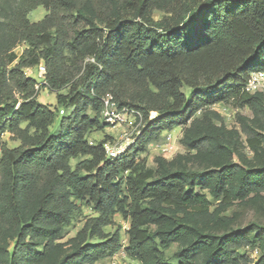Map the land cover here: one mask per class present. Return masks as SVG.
I'll return each mask as SVG.
<instances>
[{
	"label": "trees",
	"instance_id": "obj_1",
	"mask_svg": "<svg viewBox=\"0 0 264 264\" xmlns=\"http://www.w3.org/2000/svg\"><path fill=\"white\" fill-rule=\"evenodd\" d=\"M38 6L47 14L32 22L27 14ZM154 12L161 14L156 20ZM20 43L27 46L17 55ZM40 62L42 87L56 92V109L38 101L37 81L25 73ZM253 69H264V0H24L13 8L0 41V136L22 133L16 147L0 140V219L15 229L12 252L0 245L7 264H44L80 202L95 214L51 264H94L117 253L119 231H104L116 213L129 222L124 251L140 264H173L163 253L171 243L180 245L176 264L233 262L239 234L204 233L193 223L210 205L199 189L219 200L232 167L198 171L159 158L154 169L137 154L161 132L185 124L199 106L231 98L257 112L262 94L242 91ZM107 92L118 106L142 111L145 122L116 159L106 157L103 141L89 144L86 137L107 126L100 117ZM62 106L72 109L61 115ZM150 111L157 112L152 119ZM242 130L251 146L264 141L247 124ZM201 140L193 138L189 147ZM78 156L84 158L72 168L69 159ZM253 189L264 190V168L241 172L236 196ZM27 238L45 243L40 250Z\"/></svg>",
	"mask_w": 264,
	"mask_h": 264
},
{
	"label": "rangeland",
	"instance_id": "obj_2",
	"mask_svg": "<svg viewBox=\"0 0 264 264\" xmlns=\"http://www.w3.org/2000/svg\"><path fill=\"white\" fill-rule=\"evenodd\" d=\"M23 1L0 0V41L7 15ZM46 14L47 10L43 6H38L27 14V18L35 22L43 19ZM152 16L156 20L161 14L154 12ZM26 46L24 43L18 44L14 48L15 53L20 55ZM65 54L69 55L68 52ZM40 63L44 65L43 62ZM25 73L27 76L36 79L37 67L33 66L25 69ZM66 91L67 89L61 90L63 93ZM182 91L190 97V88L184 86ZM262 96L261 108L257 112H253L247 106H236L231 98L228 101L218 102L210 106H199L185 124L169 130L172 136L170 142L173 147L167 157H162L160 150L156 147V144L165 141L164 133L166 131L161 132L156 139L145 143L143 150L137 154L138 159H144L147 167L154 169L159 158L170 162L173 167L186 166L198 171L218 169L225 165L232 167L233 174L230 184L226 187L225 195L220 196L219 200L213 198L208 189H199L206 194L210 205L206 212H201L193 220V223L204 233L220 236L239 234L241 236L240 241L237 244L234 243L235 260L224 264H264V190L253 189L242 197L236 196L241 172L250 168H264V141L256 146H251L242 130V124H247L257 133L264 135V95ZM37 99L42 104L50 106L51 109L57 108L56 92L51 91L49 88L40 87L37 92ZM219 104H223L228 108V116H222L215 110ZM60 108L64 110L61 115L68 114L72 109V107L67 106ZM87 112L94 113L90 109H87ZM151 113L156 115L157 112L150 111L148 119H150ZM140 114L141 117H131V120L122 125L91 130L86 137L95 143L109 141L112 144L125 139L127 136L136 137L145 125L142 111H140ZM60 117L58 115L50 126L52 133H57ZM193 119L194 122L191 123ZM25 127L26 122L19 124L20 129ZM33 132L32 127L27 128L28 134ZM20 134H22L20 131L15 132V134L4 131L1 133L0 140L10 148L16 147L21 143L18 138ZM206 136H208V139H204ZM195 137H202V140L196 143L198 148H191L189 143H193ZM82 158L84 157L78 156L69 159L71 167L74 168L75 164ZM94 214L93 209L88 204L80 202L72 211L70 222L64 226L61 237L54 241L57 246L50 249L44 264L58 261L65 251H69L68 239L76 234L87 217ZM128 227V220L123 219L119 213L114 214L113 224L105 226L104 231L108 233L119 231L121 249L112 256L103 258L94 264H140L124 251L128 244L126 233ZM14 231L15 229L7 220L0 219V245L7 243L10 252H12L15 245V239L11 236ZM29 241L37 243L36 247L40 250L45 243V240L41 238L29 239ZM87 241L93 243L97 242L98 239L89 238ZM179 248L178 243H171L167 248H164L165 259L176 264L177 259L174 255ZM0 264H7L6 257L3 254H0ZM24 264L31 263L26 260Z\"/></svg>",
	"mask_w": 264,
	"mask_h": 264
},
{
	"label": "built area",
	"instance_id": "obj_3",
	"mask_svg": "<svg viewBox=\"0 0 264 264\" xmlns=\"http://www.w3.org/2000/svg\"><path fill=\"white\" fill-rule=\"evenodd\" d=\"M29 69V68H27ZM37 84L35 89L38 92V89L45 85V67L41 63L37 65ZM242 91L249 94L261 93L264 95V69H253L250 70L245 78V81L242 85ZM101 101V110L100 117L107 126H118L126 123L128 120H131V117H141V114L138 110L129 108L126 106H118L113 95L109 92L103 94L100 97ZM219 114L222 116H228V108L223 104H219L218 108H215ZM63 110L59 111L60 114H63ZM155 117V113H151L149 116L150 119ZM133 118V119H134ZM135 121V120H134ZM130 122V121H129ZM165 141L156 144V147L160 150L161 155L167 157V154L172 150L173 145L171 144V131H166L164 133ZM136 137H126L121 141L116 143H110L109 141L103 142L102 146L105 152V155L109 159H116L122 154H124L130 146L135 142ZM89 144H96L94 141L89 140Z\"/></svg>",
	"mask_w": 264,
	"mask_h": 264
}]
</instances>
